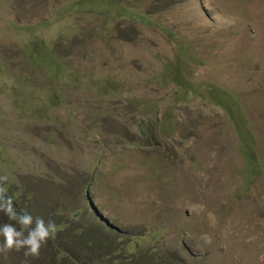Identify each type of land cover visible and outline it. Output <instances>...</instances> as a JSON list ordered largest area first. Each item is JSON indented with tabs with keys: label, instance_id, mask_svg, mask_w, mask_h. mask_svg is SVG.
I'll list each match as a JSON object with an SVG mask.
<instances>
[{
	"label": "rangeland",
	"instance_id": "rangeland-1",
	"mask_svg": "<svg viewBox=\"0 0 264 264\" xmlns=\"http://www.w3.org/2000/svg\"><path fill=\"white\" fill-rule=\"evenodd\" d=\"M209 85L240 103L256 173ZM105 160L108 191L162 193L170 224L137 248L96 220ZM2 176L57 232L0 264H264V0H0ZM43 186L67 204L42 209Z\"/></svg>",
	"mask_w": 264,
	"mask_h": 264
},
{
	"label": "crops",
	"instance_id": "crops-1",
	"mask_svg": "<svg viewBox=\"0 0 264 264\" xmlns=\"http://www.w3.org/2000/svg\"><path fill=\"white\" fill-rule=\"evenodd\" d=\"M54 159L56 162H61L62 157L59 152L55 151ZM103 165L104 181L102 183H100V181H96L95 183V188H99H97V193L99 195L96 197H99L96 198L97 202L95 207L97 210L96 212L100 215V217H96V220L101 221L108 228H112L113 230L120 229L124 230L126 233L136 235H145L150 233L153 227L170 224L168 217L166 216L167 209L164 208V216H159L158 209L153 205L155 204L157 206L158 204L155 203L154 200L158 201L161 199L160 196L157 197L154 195L159 194L160 191L156 190V192H150L151 188L149 189L148 187L147 194L149 195L145 197L143 188L133 186L130 188L129 192L126 190L122 191L120 190L121 188L117 189L120 190V196H117L116 190H107V160L103 161ZM82 168H85L84 164ZM43 173H45V175L47 174V176L56 175L55 179L59 180L57 177V171L50 175L46 172ZM58 184L56 186H58ZM91 187L94 188L92 185ZM123 189H128V187H123ZM152 190H155L154 187H152ZM163 193H166V191H163ZM40 202L42 209H45L46 211H52V209H56V211H58L60 209V203H62V205L67 204L65 199L60 197L59 193L54 195L53 192H49L44 188V186L41 187L40 190ZM145 204L149 205L148 208H145Z\"/></svg>",
	"mask_w": 264,
	"mask_h": 264
},
{
	"label": "clouds",
	"instance_id": "clouds-1",
	"mask_svg": "<svg viewBox=\"0 0 264 264\" xmlns=\"http://www.w3.org/2000/svg\"><path fill=\"white\" fill-rule=\"evenodd\" d=\"M7 176L0 177V213L8 222L0 223V255L7 257L12 252H23L28 257H38L40 251L57 232L55 221L41 216L34 217L26 209L17 210L14 198L6 195L3 183Z\"/></svg>",
	"mask_w": 264,
	"mask_h": 264
},
{
	"label": "trees",
	"instance_id": "trees-1",
	"mask_svg": "<svg viewBox=\"0 0 264 264\" xmlns=\"http://www.w3.org/2000/svg\"><path fill=\"white\" fill-rule=\"evenodd\" d=\"M134 17L140 22H143L146 24H152V22L143 14H136L134 15ZM39 49H40L39 47H35L36 52H39ZM45 54L47 53L45 52ZM38 57L34 59L32 55L29 56L31 63L34 66L35 65L37 66L40 64L38 61ZM174 76H175V80L179 82V85H183V86L185 85L184 79H180L176 77V73L174 74ZM201 96L210 98L217 105L221 106L225 110V112L229 116V119L233 123L235 131L237 132L239 136V139L241 142V150L244 156L246 157V163H247L246 172L248 175H252L256 173L258 170V164H259L257 157H256V150H255L256 141L250 129L248 128V120L242 111V107L240 103L234 99L231 93L221 90L220 88L214 85H209L206 93L201 94ZM133 237L134 236L131 235L128 238L129 239L128 243H133ZM145 240L150 241L149 234L143 235L142 238L137 239L135 241L136 243L135 248H137L139 244L143 243ZM132 256H133L132 252H130L126 257L122 258L121 261H119L120 263H116V264H124L126 262H129Z\"/></svg>",
	"mask_w": 264,
	"mask_h": 264
}]
</instances>
